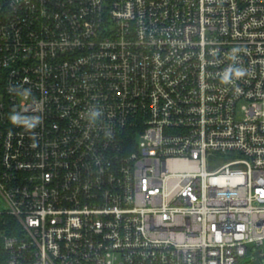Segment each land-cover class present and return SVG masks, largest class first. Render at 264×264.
<instances>
[{
  "label": "built area",
  "instance_id": "obj_1",
  "mask_svg": "<svg viewBox=\"0 0 264 264\" xmlns=\"http://www.w3.org/2000/svg\"><path fill=\"white\" fill-rule=\"evenodd\" d=\"M0 195V264H264V0H0Z\"/></svg>",
  "mask_w": 264,
  "mask_h": 264
},
{
  "label": "rangeland",
  "instance_id": "obj_2",
  "mask_svg": "<svg viewBox=\"0 0 264 264\" xmlns=\"http://www.w3.org/2000/svg\"><path fill=\"white\" fill-rule=\"evenodd\" d=\"M228 160H230V157L226 155H219V154L210 155L208 159V168L209 170H216ZM3 207H4V200L3 198H1L0 195V208ZM250 248L253 250L255 249V247H253L252 245L250 246ZM253 250L252 251L250 250L247 256L241 258L237 264H251L252 260L254 259Z\"/></svg>",
  "mask_w": 264,
  "mask_h": 264
},
{
  "label": "clouds",
  "instance_id": "obj_3",
  "mask_svg": "<svg viewBox=\"0 0 264 264\" xmlns=\"http://www.w3.org/2000/svg\"><path fill=\"white\" fill-rule=\"evenodd\" d=\"M239 51L238 49H233V53ZM231 58L233 60L237 59L235 55H232ZM245 71L243 68H232L231 66L226 70V73L222 76L223 83H232L233 75L236 78L243 77L245 75ZM15 119V118H14Z\"/></svg>",
  "mask_w": 264,
  "mask_h": 264
},
{
  "label": "water",
  "instance_id": "obj_4",
  "mask_svg": "<svg viewBox=\"0 0 264 264\" xmlns=\"http://www.w3.org/2000/svg\"><path fill=\"white\" fill-rule=\"evenodd\" d=\"M259 260L255 261L254 264H258Z\"/></svg>",
  "mask_w": 264,
  "mask_h": 264
}]
</instances>
